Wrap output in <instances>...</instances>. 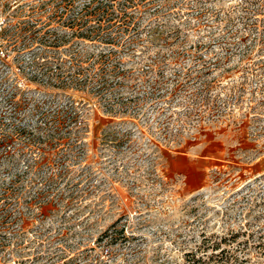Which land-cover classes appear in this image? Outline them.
Masks as SVG:
<instances>
[{"label": "rangeland", "instance_id": "rangeland-1", "mask_svg": "<svg viewBox=\"0 0 264 264\" xmlns=\"http://www.w3.org/2000/svg\"><path fill=\"white\" fill-rule=\"evenodd\" d=\"M3 1L56 70L2 108L0 264H264V0H138L112 43L68 24L107 0Z\"/></svg>", "mask_w": 264, "mask_h": 264}, {"label": "built area", "instance_id": "built-area-1", "mask_svg": "<svg viewBox=\"0 0 264 264\" xmlns=\"http://www.w3.org/2000/svg\"><path fill=\"white\" fill-rule=\"evenodd\" d=\"M19 29L0 0V116L5 103L21 98L32 84L49 81L56 70L46 45L35 41V35L22 39Z\"/></svg>", "mask_w": 264, "mask_h": 264}, {"label": "trees", "instance_id": "trees-1", "mask_svg": "<svg viewBox=\"0 0 264 264\" xmlns=\"http://www.w3.org/2000/svg\"><path fill=\"white\" fill-rule=\"evenodd\" d=\"M116 0H107V2L101 3L100 1L95 4L90 2L89 4L85 5L82 11L80 12V15H75L74 17L68 18V24L72 28L74 36L76 37H91V35L99 36L100 38L106 39L107 43H112L116 41L114 37L109 34L113 33L111 32L112 29L118 27V29L126 27L129 28V25H131V21L133 20L132 17H128L129 9L140 6V0H123L122 6L120 9L116 10L117 8L113 7V2ZM114 8V9H113ZM91 20H98L100 21L98 26H91L89 23ZM96 27L95 31L93 29ZM102 30V31H101ZM94 31V33H93ZM108 57L106 55H103L99 62V68L102 66V62L104 59ZM77 60V58H75ZM78 62V61H77ZM85 67L81 64L82 72ZM104 74L100 75L103 76ZM107 84V81H103V86ZM72 122L76 121V115H70ZM218 248V247H217ZM220 259L224 260L223 256L221 257L219 254L212 255L211 260L213 259ZM199 262L205 261L203 258L197 259Z\"/></svg>", "mask_w": 264, "mask_h": 264}, {"label": "crops", "instance_id": "crops-1", "mask_svg": "<svg viewBox=\"0 0 264 264\" xmlns=\"http://www.w3.org/2000/svg\"><path fill=\"white\" fill-rule=\"evenodd\" d=\"M194 153H177L171 155L166 168L171 176L177 177L182 188L193 194L206 187L210 172L216 165L218 155L212 151L211 145L200 144Z\"/></svg>", "mask_w": 264, "mask_h": 264}]
</instances>
